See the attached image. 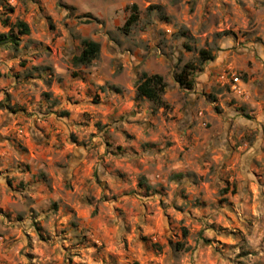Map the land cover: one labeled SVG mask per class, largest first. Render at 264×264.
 Wrapping results in <instances>:
<instances>
[{
	"label": "clouds",
	"instance_id": "clouds-1",
	"mask_svg": "<svg viewBox=\"0 0 264 264\" xmlns=\"http://www.w3.org/2000/svg\"><path fill=\"white\" fill-rule=\"evenodd\" d=\"M0 264H264V0H0Z\"/></svg>",
	"mask_w": 264,
	"mask_h": 264
}]
</instances>
